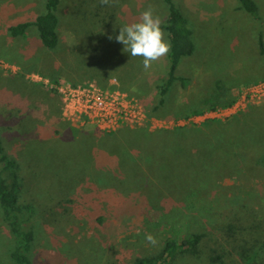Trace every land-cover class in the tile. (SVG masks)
I'll use <instances>...</instances> for the list:
<instances>
[{
  "label": "rangeland",
  "instance_id": "1",
  "mask_svg": "<svg viewBox=\"0 0 264 264\" xmlns=\"http://www.w3.org/2000/svg\"><path fill=\"white\" fill-rule=\"evenodd\" d=\"M86 1L82 5L83 0H62L60 41L51 51L41 45L34 26L26 31V45L6 50L4 22L34 20L44 9V0H0V60L15 66L0 64V99L6 103L0 131L5 146L20 157L22 168H37L39 174L32 179L41 198L49 200L55 194L47 192L51 183L64 185L67 198L75 199L38 216L42 227L33 263L134 264L136 257L158 251L174 232L182 236L203 230L208 237L201 260L181 257L177 263L202 264L209 247L229 246L222 231L229 223L236 226L239 237L262 244L264 0H255L258 18L239 9V0H175L193 30L196 49L181 59L176 74L184 77V83L176 80L162 105L167 55L145 71L142 57H131L122 43L109 37L137 21L150 6L162 24L167 17L165 1L110 0L98 9L97 17L93 0ZM27 72L73 84L110 86L116 78L114 87L139 101L146 120L106 131L86 117L68 119L60 95L27 77ZM229 99L234 101L227 104ZM11 116L24 123V131L7 119ZM158 131L179 134L181 145L186 139L193 144L182 146L187 161L171 162L173 157L155 145L159 136L148 141L145 134ZM120 147L135 148L139 158V170H132L136 176L128 186L121 184L125 192L119 193L115 186L87 188L93 182L79 175H93L110 165L107 149ZM164 154L169 157L161 159ZM166 159L171 172H158ZM173 175L179 183L193 184L171 183ZM97 212L104 215L102 225L95 222ZM0 233L7 237L1 219ZM147 233L157 239L156 246L145 240ZM4 252L0 246V264H12Z\"/></svg>",
  "mask_w": 264,
  "mask_h": 264
},
{
  "label": "trees",
  "instance_id": "2",
  "mask_svg": "<svg viewBox=\"0 0 264 264\" xmlns=\"http://www.w3.org/2000/svg\"><path fill=\"white\" fill-rule=\"evenodd\" d=\"M164 1L167 5V17L162 22L161 28L166 31L168 41L171 44V50L167 54L169 60L167 74L160 86L161 97L159 104L161 105L164 104L165 95L176 80L180 79L184 83V77L177 76L176 69L181 59L185 56L192 55L196 49L194 33L188 24L187 17L175 3V0ZM61 2L62 0H44V9L36 15L34 20L11 24L8 27V33L12 37H24L27 29L30 26H34L38 32L41 45L48 50H55L60 41L59 28L61 17L58 9L62 5ZM84 2L87 1L83 0L81 4L83 5ZM93 2L92 12L97 17L100 14L98 9L100 7L105 8V5L101 4L100 0H93ZM238 8H243L255 17H259V7L255 0H239ZM260 45L264 50L262 38H260ZM43 76L48 77L46 74ZM53 80L57 81V78L54 77ZM233 101V99H229L227 104ZM194 112L197 113V111ZM7 119L15 122L17 130L24 131L23 122L17 123V119L13 116ZM152 135L160 137V139L158 138V140L154 141L155 145L161 146L164 152L173 157L171 162L174 163V160L176 161L178 158L186 160L181 150L188 145L191 148L193 145L187 139L185 145H181L177 142L181 138L179 134L172 135L166 131H158L157 133L145 134L149 138L148 141L155 139ZM182 146L184 147L182 148ZM117 149H107L109 151H107L106 159L110 165L102 167L98 172L94 171L93 175H79L82 178L87 177L94 183H90L87 188L92 189V187H96L100 190L104 187L110 188L115 186L114 188L119 193L125 192L121 184L128 186L129 180L136 176V174L133 175L132 170H139V158L135 148L127 149L120 147ZM168 154H164L165 156L161 155V159L169 157ZM21 163L20 157L12 154L9 148L5 146L4 137L0 131V219L4 223L8 233L7 237L0 233V246L5 248L3 255L5 254L12 264H34V251L42 227L39 224V220H37L38 216H43L42 214L47 210H51L53 206L58 205L61 208L60 206L66 203L64 201L73 203L75 199L67 198L69 193L65 190V187H62L64 185L54 184L55 187H62L56 190L51 183L48 184L51 189L47 192L55 191V194L49 200L41 198L34 191L35 182L32 179V175H38L39 171L38 173L35 172L37 170L35 166L32 169L26 170L22 168ZM167 163L166 159L163 169L158 170V172L170 171L171 165ZM174 175L176 176L177 173ZM174 175V178H170L171 183L178 184V186H190L193 184L179 183L175 181ZM91 189L87 191V194L90 195ZM103 217V213H96L94 218L97 225H102L104 221ZM222 229L228 238L227 244L229 246L220 243L215 247H209L206 253L207 261L202 264H264V241L262 244H259L256 242H248L250 240L239 237L237 228L232 223H229L228 226H224ZM207 237V233L203 230H189L182 236L174 232L172 236L166 237L158 251L136 257L134 264H177L181 257H187L189 260H201L203 246L206 244Z\"/></svg>",
  "mask_w": 264,
  "mask_h": 264
},
{
  "label": "built area",
  "instance_id": "3",
  "mask_svg": "<svg viewBox=\"0 0 264 264\" xmlns=\"http://www.w3.org/2000/svg\"><path fill=\"white\" fill-rule=\"evenodd\" d=\"M0 64L7 68L15 67L4 60H0ZM26 75L33 81L43 82L50 90L60 95L63 114L68 119L78 120L86 117L106 131L126 125H139L146 120V114L139 101L114 87L117 83L116 78H113L110 87L97 82L73 84L56 81L38 72H27Z\"/></svg>",
  "mask_w": 264,
  "mask_h": 264
},
{
  "label": "clouds",
  "instance_id": "4",
  "mask_svg": "<svg viewBox=\"0 0 264 264\" xmlns=\"http://www.w3.org/2000/svg\"><path fill=\"white\" fill-rule=\"evenodd\" d=\"M100 3L108 5L110 0H100ZM113 38L125 46L124 51L130 53L131 57L143 58L145 71L151 68L153 62L159 61L171 50V44L165 39V33L161 28V19L159 16H154L151 6L140 14L137 21L121 26L118 35L109 37V39ZM145 240L153 246L158 243L151 233L145 235Z\"/></svg>",
  "mask_w": 264,
  "mask_h": 264
},
{
  "label": "crops",
  "instance_id": "5",
  "mask_svg": "<svg viewBox=\"0 0 264 264\" xmlns=\"http://www.w3.org/2000/svg\"><path fill=\"white\" fill-rule=\"evenodd\" d=\"M9 23H7V21L4 22V28H5V32H4V39H3V45L5 47V49H14V48H21L23 47V45H26V38H24L23 36H19V37H12L9 33H8V27H9ZM36 29V28H35ZM24 42V43H23ZM13 47V48H10ZM2 67V66H1ZM3 68V67H2ZM1 70V68H0ZM3 75H5L6 70L3 68ZM6 103L1 101L0 99V116H5L6 114V108H5ZM61 112V111H60ZM61 114V113H60Z\"/></svg>",
  "mask_w": 264,
  "mask_h": 264
}]
</instances>
